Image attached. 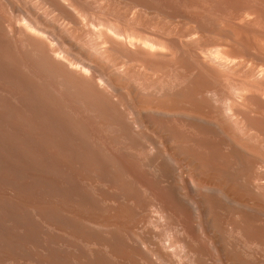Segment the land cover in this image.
<instances>
[{
    "label": "bare ground",
    "instance_id": "bare-ground-1",
    "mask_svg": "<svg viewBox=\"0 0 264 264\" xmlns=\"http://www.w3.org/2000/svg\"><path fill=\"white\" fill-rule=\"evenodd\" d=\"M0 264H264V0H0Z\"/></svg>",
    "mask_w": 264,
    "mask_h": 264
}]
</instances>
